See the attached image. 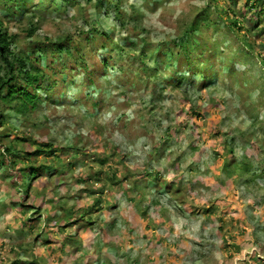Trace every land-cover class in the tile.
<instances>
[{
  "label": "rangeland",
  "instance_id": "374dc122",
  "mask_svg": "<svg viewBox=\"0 0 264 264\" xmlns=\"http://www.w3.org/2000/svg\"><path fill=\"white\" fill-rule=\"evenodd\" d=\"M209 1L0 0L17 52L81 63L30 117L0 107V151H58L25 199L23 154L0 162V264H264V0Z\"/></svg>",
  "mask_w": 264,
  "mask_h": 264
},
{
  "label": "trees",
  "instance_id": "16d2710c",
  "mask_svg": "<svg viewBox=\"0 0 264 264\" xmlns=\"http://www.w3.org/2000/svg\"><path fill=\"white\" fill-rule=\"evenodd\" d=\"M27 1L28 0H15V3L21 6V2H24V4H22V7H25V2ZM88 1L92 2L93 0ZM42 5L43 4H41V6ZM213 5H215V0H210L209 9H215L213 8ZM259 14L263 15L264 9L260 10ZM105 15L106 14H103V16ZM207 21L208 20L206 18L197 17L192 25V28L190 30L191 32H186V35H184V37L182 38L180 37L178 41L181 48L183 49V55L187 57L189 62L191 60L189 49L191 44L190 40L193 38L192 33H197L200 27L199 25ZM257 21H259V17H257ZM251 22V25L255 27V23L253 21ZM237 25V21L233 20L232 26L236 28ZM32 31L33 30L29 32L30 35ZM92 31H96V33H98V29L93 25L91 26L89 35L93 34ZM104 36L106 35L104 34ZM73 42L75 41L71 40V38H65L64 40L59 39L55 40L54 42H52V40H46L43 46L36 47V54H38L36 57L23 54L15 50V41L13 37L7 33L3 21L0 20V107L2 108V111L6 110L14 113L17 116L28 118L31 116V114L37 111L38 107L40 106V98L46 100L50 97L49 91H51L55 87L58 82L57 78L60 76L56 72H61L62 74L68 72V78L70 79V77L75 74L76 67H81L79 59L73 58L68 62V64L63 65H53V59L58 58V55L60 56L62 54L72 56L71 48L74 45ZM246 43L251 48L249 44L250 42ZM117 47L118 46H116V48ZM118 49L121 48L118 47ZM42 54H47V59L50 61V64L46 67L42 66V62L40 60ZM108 63L109 60H106L105 66H108ZM69 67H72L70 71ZM83 67L84 69H86L87 66L84 65ZM46 83H49L47 88H45ZM62 84L65 85L66 82H63ZM0 118L1 122L4 123L5 117L3 113L2 115L0 114ZM8 137V135L0 136V147L3 145V139H6ZM21 141L25 140L21 139ZM22 154L14 144L10 143L9 146L7 145L6 147H4V149H2V151H0V162L2 163V165H5V157L9 156L12 160L11 163H13L15 166L19 164V161L17 159H19L22 155L21 161H24L25 164L23 165V168L20 169V186H22L21 193L25 194V197H22L23 199H25L29 198V196L31 195L33 181H35L37 178L42 177L45 168V165L36 167L32 157H43L42 159L48 160L49 158L57 157L58 151L51 144L39 145L35 143V152L26 154L22 152ZM25 187L26 190H24ZM42 191H44V189ZM134 198L135 197H129V199L131 200H134ZM97 203H99V201H97ZM40 206L41 204L38 207ZM20 215H23V213H20ZM57 221L58 220H56V223ZM59 229L63 230L65 229V227H60ZM63 248V246L60 247L61 253L63 252ZM55 257V260H57L56 263L61 262V255H55ZM12 264L18 263L15 262Z\"/></svg>",
  "mask_w": 264,
  "mask_h": 264
}]
</instances>
